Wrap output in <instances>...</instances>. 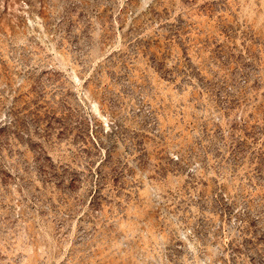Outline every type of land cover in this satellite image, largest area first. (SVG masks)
<instances>
[{
  "label": "rangeland",
  "instance_id": "obj_1",
  "mask_svg": "<svg viewBox=\"0 0 264 264\" xmlns=\"http://www.w3.org/2000/svg\"><path fill=\"white\" fill-rule=\"evenodd\" d=\"M0 264H264V0H0Z\"/></svg>",
  "mask_w": 264,
  "mask_h": 264
}]
</instances>
